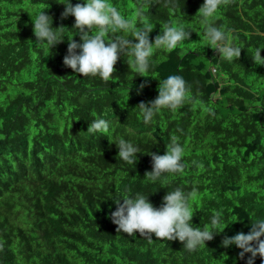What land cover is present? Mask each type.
Instances as JSON below:
<instances>
[{"label": "trees", "instance_id": "16d2710c", "mask_svg": "<svg viewBox=\"0 0 264 264\" xmlns=\"http://www.w3.org/2000/svg\"><path fill=\"white\" fill-rule=\"evenodd\" d=\"M66 2L0 0V264H247L250 253L241 258L222 241L264 219V65L251 58L257 48L264 57V0H230L210 18L242 48L231 61L201 41L204 0H108L125 17H146L150 42L166 22L190 32L171 52L154 49L146 76L119 54L108 81L64 65L69 38L82 42L75 18L62 17ZM43 9L53 31L65 28L51 48L33 31ZM169 75L182 76L201 103L161 109L145 124L137 106L153 101ZM98 118L108 133L87 131ZM173 135L184 171L153 182L145 177L151 153L164 155ZM121 138L139 149L135 164L118 156ZM177 188L196 193L193 227H211L213 212H222L205 246L189 251L178 239L117 232L115 199L139 193L159 208ZM254 264L264 261L257 255Z\"/></svg>", "mask_w": 264, "mask_h": 264}, {"label": "clouds", "instance_id": "9594fccd", "mask_svg": "<svg viewBox=\"0 0 264 264\" xmlns=\"http://www.w3.org/2000/svg\"><path fill=\"white\" fill-rule=\"evenodd\" d=\"M229 2L230 0H204L198 14L203 18L201 23L204 26L201 41L204 45L217 50L222 59L231 61L240 57L242 48L233 45L232 37L228 32L213 26L210 22V18L217 13L219 7ZM62 4L65 5L62 17L71 15L75 18L74 28L78 29L80 41H82L77 43L72 37H68L67 55L63 63L82 76L99 75L104 81H108L115 71V65L121 53L132 58L127 60L131 70L142 74L140 76H146L143 74L149 70L150 57L154 49H165L171 52L190 38V32L186 31L187 28L183 24L170 21L161 26L162 34L155 37L154 43L150 42L149 33L152 32L153 27L147 18L141 17L137 22L134 17H125L118 7L109 3L108 0H85V3H77L75 6L67 0ZM44 9L36 13L34 18L32 17L33 31L36 41H47L51 48L61 41L57 38V31H63L65 28L61 26L55 28L57 31H53L52 19L50 22V16L45 14ZM121 33H127V35ZM129 36L138 42L133 43L128 39ZM78 49L79 52H77ZM251 58L255 64L264 65L261 48H257ZM140 87L142 89L144 85ZM186 102L201 103L199 99L191 95L190 88L182 76L169 75L160 81L158 96L148 104L139 103L137 107L143 122L149 124L161 109L176 111ZM206 110L214 115L211 108ZM87 131L106 134L109 131V124L105 119L98 118L89 124ZM115 144L119 149L118 156L123 161L129 164L136 163L137 153H139L137 147L123 138ZM183 155L184 148L173 135L171 143L166 145L164 155L151 153L152 171L146 172L145 177L155 182L163 173H182L185 168V165L181 163ZM195 196V191L185 194L177 188L164 196L161 207L155 208L148 197L142 194L137 193L134 196L125 194L115 199L117 208L111 213V219L118 226V233L122 231L133 236L139 232L149 242L152 240V234L160 240L178 239L187 250L195 251L198 247L205 246L206 241H211L214 233H219L215 230L223 224L222 212L214 211L210 221L211 227L208 225H204L203 228L193 227L191 221L194 215L191 201ZM261 237H264V219H257L252 221L248 234L240 232L232 237H225L222 244L225 247L236 245L242 250L239 253L241 258L246 253H250L247 264H254L257 255L264 261V239Z\"/></svg>", "mask_w": 264, "mask_h": 264}, {"label": "bare ground", "instance_id": "6f19581e", "mask_svg": "<svg viewBox=\"0 0 264 264\" xmlns=\"http://www.w3.org/2000/svg\"><path fill=\"white\" fill-rule=\"evenodd\" d=\"M136 2V1H135ZM81 3V2H80ZM46 4V3H45ZM59 4V3H58ZM131 4V3H130ZM179 5V4H178ZM137 9V8H136ZM168 13V12H167ZM163 17H164V15H163ZM40 119V118H39ZM38 121V120H37ZM41 121V120H40ZM42 125V124H41ZM62 148V147H61ZM77 149V148H76ZM79 160H80V158H79ZM9 167V166H8ZM6 168V167H5ZM35 184V183H34ZM46 186V185H45ZM23 189H25V188H23ZM33 192V191H32ZM13 194H14V192H13ZM16 194V193H15ZM47 196V195H46ZM11 197V196H10ZM15 197V196H14ZM10 199V198H9ZM13 200V199H12ZM7 202H9V201H7ZM14 202V201H13ZM14 205V204H13ZM67 206V205H66ZM55 218V217H54ZM53 218V219H54ZM62 231V230H61ZM93 243V242H92ZM50 244V243H49ZM25 259V258H24ZM29 259H30V257H29ZM25 261V260H24ZM34 262V261H33Z\"/></svg>", "mask_w": 264, "mask_h": 264}]
</instances>
